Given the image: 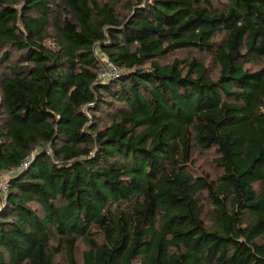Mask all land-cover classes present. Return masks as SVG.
<instances>
[{"label":"trees","instance_id":"16d2710c","mask_svg":"<svg viewBox=\"0 0 264 264\" xmlns=\"http://www.w3.org/2000/svg\"><path fill=\"white\" fill-rule=\"evenodd\" d=\"M29 156L0 264H264V0H0V188Z\"/></svg>","mask_w":264,"mask_h":264},{"label":"rangeland","instance_id":"374dc122","mask_svg":"<svg viewBox=\"0 0 264 264\" xmlns=\"http://www.w3.org/2000/svg\"><path fill=\"white\" fill-rule=\"evenodd\" d=\"M175 56L184 58L186 56V52L183 51V52L175 53L174 58H175ZM206 59H207L206 64L210 65L211 64V58L207 56ZM163 61H165V60H163ZM262 62H263V60L261 59L259 61H256L255 64H253L252 66L248 65V67L252 68V69H257V68H259V64L262 63ZM212 69H213V77H216L218 75L217 74V70H215L214 67ZM195 158H196V165L198 167L199 172H202V171L213 172L211 167H210V160L212 158V155H209V156H200V155L197 156L196 155ZM23 171H25V170H23ZM8 174H9V176H11L9 172H8ZM4 175H5V173H2L1 176L3 177V180L5 181L6 179L4 178ZM84 250H85V247L81 244L78 247V250H77V259H78V261H81L82 253H83ZM56 260L60 264H66L63 254H61L59 257H57Z\"/></svg>","mask_w":264,"mask_h":264},{"label":"built area","instance_id":"2783aa9c","mask_svg":"<svg viewBox=\"0 0 264 264\" xmlns=\"http://www.w3.org/2000/svg\"><path fill=\"white\" fill-rule=\"evenodd\" d=\"M102 60V59H101ZM103 62V68H102V73L100 74V80H113L117 79L120 75L118 69L114 66V64L110 61H102ZM32 157L26 158L24 162L20 165L19 168L11 170L9 173L11 176L17 175L20 171L26 170L30 165H31ZM9 174H5L4 178L8 177ZM10 177V176H9ZM3 179V177H2ZM5 182V181H4ZM9 190V186L7 182L2 183L1 188H0V193L2 194V202L6 200L7 198V193Z\"/></svg>","mask_w":264,"mask_h":264}]
</instances>
